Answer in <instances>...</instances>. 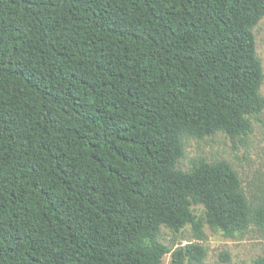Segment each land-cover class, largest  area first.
<instances>
[{"label":"trees","instance_id":"obj_1","mask_svg":"<svg viewBox=\"0 0 264 264\" xmlns=\"http://www.w3.org/2000/svg\"><path fill=\"white\" fill-rule=\"evenodd\" d=\"M263 18L264 0H0V264H204L162 228H264L230 164L179 169L185 139L252 135Z\"/></svg>","mask_w":264,"mask_h":264},{"label":"rangeland","instance_id":"obj_2","mask_svg":"<svg viewBox=\"0 0 264 264\" xmlns=\"http://www.w3.org/2000/svg\"><path fill=\"white\" fill-rule=\"evenodd\" d=\"M256 51L264 73V18L254 29ZM264 97V81L261 87ZM185 157L179 162V169L190 172L200 160L209 163L227 162L239 175L242 191L253 209L264 207V113L259 121H253V133L248 138L231 140L223 133L203 140L185 139ZM199 217L205 216L202 206L193 208ZM205 239L199 240L187 226L182 232L174 233L163 227L160 242L172 251L191 243L202 245L207 251L204 264H258L264 259V228L252 225L250 229L234 238L226 237L205 225ZM230 255L225 261L223 254ZM169 255L164 264H170Z\"/></svg>","mask_w":264,"mask_h":264}]
</instances>
